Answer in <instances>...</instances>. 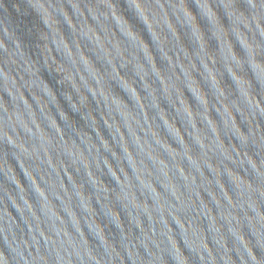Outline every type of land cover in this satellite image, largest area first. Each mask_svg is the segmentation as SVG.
Here are the masks:
<instances>
[{
  "label": "water",
  "instance_id": "water-1",
  "mask_svg": "<svg viewBox=\"0 0 264 264\" xmlns=\"http://www.w3.org/2000/svg\"><path fill=\"white\" fill-rule=\"evenodd\" d=\"M0 264H264V0H0Z\"/></svg>",
  "mask_w": 264,
  "mask_h": 264
}]
</instances>
